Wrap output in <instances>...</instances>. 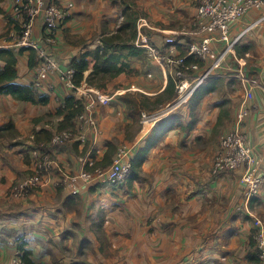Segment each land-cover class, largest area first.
Masks as SVG:
<instances>
[{"label": "crops", "instance_id": "obj_1", "mask_svg": "<svg viewBox=\"0 0 264 264\" xmlns=\"http://www.w3.org/2000/svg\"><path fill=\"white\" fill-rule=\"evenodd\" d=\"M58 1L68 9L69 16L57 32L55 42L43 46L63 66L85 50L95 48L100 43L98 38L102 30L114 32L126 7L146 15L149 24L143 31L150 42L161 45L163 35L171 33L184 42L196 38L192 26L196 12L194 0ZM263 15L264 7L252 9L231 25L232 36L242 33L238 42L241 54L235 53V57L229 54L224 63L212 69L211 78L217 80L218 89L200 101L194 128L188 130L176 126L167 132L149 150L142 164V180L134 181L124 194L118 192L117 187L114 190L102 184L93 188L80 185L77 193H71L54 185L60 174L53 172L47 183L28 197L12 199L7 196L12 183L29 172V152L35 147L41 146L52 153L61 171L66 173L79 171L81 165L77 159L87 152L86 166L95 165L102 159L109 141L115 147L128 143L140 147L151 127H146V120L140 116L144 110L127 105L123 96L153 95L158 89H164L166 78L161 67L142 54L124 59L132 71L120 73L106 84H123L134 90L98 108L101 131L94 143L88 146L78 142L51 145L50 137L58 130L62 119L56 110L73 92L56 76L36 78L33 66L28 63L29 50L16 54V82L33 84L39 93L47 94L49 100L44 105L33 104L0 93V124L11 120L18 133L10 139L0 137V262L8 260L18 250L19 237L24 241V248L32 251L35 263L68 264L79 259L76 252L83 240L96 245L90 226L96 222L99 208L109 210L114 202H118L121 210L112 215L108 213L103 224L110 242L108 253H114V249L122 244L126 252L131 249L130 252L138 253L139 258L154 252L155 257L167 259L160 264H167L169 259L173 264L174 259L185 253L194 262L183 264H256L247 259V254L254 217L264 219V187L251 198L246 210H234V204L242 202L239 171L213 177L210 175L211 162L209 168H204L201 160L211 158L204 149L207 142L218 141L221 133L232 129L238 112L245 105L248 115L243 128L264 162V20H259ZM12 21V0H0V34ZM255 21L258 24L250 27ZM33 32L36 37L41 33L39 20L35 21ZM213 45L216 51L222 48L219 41H214ZM211 60L197 66L198 75L208 68ZM91 68L92 61L86 75ZM177 112L185 125L189 121L188 108ZM216 149L217 145L213 154ZM198 185L200 194H197ZM154 224L170 225L172 231L170 235H154L151 245L147 241L152 237L150 228ZM115 230L123 232L121 244L112 238ZM199 241L204 243L203 252L197 249ZM213 241L218 245L211 249ZM179 242L185 243L186 247L180 248ZM191 250H196L191 253L193 256L189 255ZM202 253L204 256L196 259ZM221 253L225 254L222 262L218 259ZM109 259L98 253L95 257L88 256L86 261L109 264Z\"/></svg>", "mask_w": 264, "mask_h": 264}, {"label": "built area", "instance_id": "obj_2", "mask_svg": "<svg viewBox=\"0 0 264 264\" xmlns=\"http://www.w3.org/2000/svg\"><path fill=\"white\" fill-rule=\"evenodd\" d=\"M194 2L196 12L192 26L196 38L190 42L176 40L175 33L164 34L161 45L149 40L142 41L143 28L149 23L143 13H138L136 19L137 35L134 45L142 48L144 55L161 67L166 79L168 75L172 77L177 91V101L180 103L187 101L212 69L224 63L229 54L235 57L234 45L239 42L242 33L232 36L231 25L249 10H260L264 7V0H194ZM68 16V9L58 0H12L13 21L9 28L0 34V49H9L15 53L22 50L34 52L33 68L36 78L43 75L56 76L72 90L75 99L82 102L83 109L74 119V126L55 131L51 135L50 144L78 142L91 145L101 131L97 119L98 108L113 101L118 95L134 89L124 85L105 88L86 83L74 85V69L68 65L63 66L43 46L44 43L46 45L55 42L56 34L63 28ZM37 20L41 22V33L36 37L33 27ZM259 20H264V15ZM257 24L258 21H255L250 27ZM214 41L221 43L220 51H216ZM177 44L182 45V48L179 49ZM181 50H185V53ZM188 55L203 62L212 59L206 72L191 80L183 72ZM248 91L247 88L246 93ZM140 115L146 120L147 115L144 111ZM247 115L248 108L243 105L238 112L235 126L219 135L217 150L210 166V175L213 177L221 173L239 171L242 202L234 204V210L237 211L246 210L251 198L257 196L264 187V162L256 154L254 143L243 128ZM135 150V144H120L116 146L108 167L99 166L93 169L86 168V157L89 155L87 152L85 156L77 159L81 165L79 171L66 173L61 171L52 153L35 147L29 152L31 158L29 172L10 186L7 196L18 199L31 195L47 183L53 172L60 174L54 185L61 186L71 193H77L80 185L92 187L104 183L121 184L128 175ZM253 229L252 237L257 250L258 264H264V219L254 217ZM20 254V251L16 250L9 260L0 264H24Z\"/></svg>", "mask_w": 264, "mask_h": 264}, {"label": "trees", "instance_id": "obj_3", "mask_svg": "<svg viewBox=\"0 0 264 264\" xmlns=\"http://www.w3.org/2000/svg\"><path fill=\"white\" fill-rule=\"evenodd\" d=\"M136 13L137 12L132 10L130 7L123 9L121 13L122 20L114 32L108 33L105 32V29L102 30L98 38L100 43L95 46V48L91 50H85L78 57H73L71 59L68 66L74 69L73 82L75 86L86 83L87 85L105 88L108 86L106 82L109 79L118 76L120 73H130L132 71L129 64L124 59L130 56H137L140 54L144 55L143 49L134 45V40L137 35ZM123 33H128L130 35V39L125 41V39L122 38ZM177 47L181 49L182 45L177 44ZM234 50L236 54H241L238 43L234 45ZM181 52L185 53V50H181ZM16 54L18 53H15L9 49H0V93L11 95L12 98L19 101H26L41 105L46 104L49 100L47 94L39 93L31 83L22 84L16 82ZM191 59L196 58H194L192 55H188L186 57V63H188V61ZM90 61H92V68L86 75L85 73L89 69ZM28 63L30 66L35 65L34 52L32 51H30ZM203 65L204 62L199 60L198 67ZM216 89H218L217 80L210 78L209 81L200 84L199 87L194 90L188 102L189 121L185 125H182L180 115L176 113H173L169 115V117L163 118L155 123V125L151 128L150 133L144 139L143 144L135 150V154L131 160L130 170L125 179L127 188H130L134 181L142 180V164L146 160L149 150L156 146V144H158V142L165 134H167V132L176 126L180 127L181 129L188 130H192L194 128L197 121L196 110L200 101L206 94L215 91ZM163 93L165 95V101L172 100L175 97V83L172 77L169 75L167 76ZM82 109V102L80 100L75 99L73 95L66 96L62 105L56 110V114L62 116L58 130L72 128L74 126V119L79 115ZM9 132L12 136L18 134L11 120L0 124V137L7 135ZM86 145L88 146L89 144ZM36 148L44 149L41 146ZM85 150L86 148H84L83 151L85 152ZM114 152V144L110 141L107 142L106 151L103 154L102 159L100 161H96L94 166L99 167L100 165L102 168L108 167L111 163ZM86 168L92 169L87 166ZM93 187L95 186L90 188ZM103 220V218H100L97 221L98 227L101 226ZM249 246L250 251L247 254V259L249 261H255L256 264H258V255L257 250L255 249L253 237H250ZM17 248L21 253L20 258L24 264H42L35 263L31 257L32 251L30 249L24 248V241L20 240V237L18 238ZM83 255L84 252L82 251V248L79 247V259L71 261L70 264H92L82 258Z\"/></svg>", "mask_w": 264, "mask_h": 264}, {"label": "rangeland", "instance_id": "obj_4", "mask_svg": "<svg viewBox=\"0 0 264 264\" xmlns=\"http://www.w3.org/2000/svg\"><path fill=\"white\" fill-rule=\"evenodd\" d=\"M138 13H140V12L137 11L136 16H137ZM93 37H95V35ZM147 37H148V35H145L142 38V41H147L148 40ZM175 37H176V40L180 39V37L177 36V35ZM122 38L125 39V41H127V39H130V35L128 33H123L122 34ZM148 60L153 61L152 59H148ZM198 61L199 60H197V59H191V60L188 61V63L185 64L183 72H184L185 76L190 78V80L192 78L200 76L207 69L206 68L205 70L202 71L201 74L198 75L197 73L200 72V70L197 67L198 66ZM153 62H155V61H153ZM196 69H198V70H196ZM211 75L212 74L210 73L209 76L207 78H205L202 83L208 81L211 78ZM164 77H165V75H164ZM231 81H234V80L232 79ZM115 85H123V84H114V85H111V86H115ZM109 91H111V89ZM189 98L187 99V101H184V102H181V103H180V101H177L176 88H175V97L172 100H169V101H165V95L163 93V89L162 90L158 89L157 92L155 94H153V95L135 94V95H124L123 96V100L125 101V103L127 105L135 106L137 109L139 108L141 110H144V112L147 115V117L145 118L146 121H148L150 119H153V117H151L152 115L157 116V114L159 112L165 110L168 107V105H172V107L174 105V107L172 109L170 108L169 111L166 112V114H165L166 116H164L163 118L169 117V115H171L173 113H176V114L181 116V114H179V112H177V111H180V109L185 108V107L188 108V110H189V107H188ZM197 110H196V113H198ZM163 118H161V119H163ZM161 119H159V120H161ZM159 120H157V121H159ZM157 121H155L150 127L152 128ZM11 136L12 135H10V132H9V133H7V135H5L3 137L10 139ZM216 145L218 146V141H208L207 145L204 147V149L206 150L208 155H211V158L206 157V158H204V160H201V162L203 163V167L204 168H209L210 162H212V158L214 156L213 153H214V150L216 148ZM135 148L137 149L136 146H135ZM211 150H212V154H211ZM93 167H95V166L92 165L90 168L93 169ZM125 183H126V181H124L121 184L104 183L102 185L103 186H106V185L111 186L114 190L116 189L115 187H117L118 188L117 189L118 192L124 194V193L127 192V187H126ZM98 186H100V185H98ZM199 187H200V185L197 186V191H198L197 194H200V192H201L199 190ZM114 196H117V194H114ZM201 198H202V196H201ZM220 204L222 205V202H220ZM109 208H110L109 210H105V208H103V207L99 208V210L97 212V215L95 217V219H96L95 221L96 222H94L90 226V229L93 232L95 240H96V241H94L96 245L92 246L91 241L89 242L87 240H83L81 242V244L79 243L80 244L79 247H81L82 251L84 252V255H83L82 258H84L85 260H88V256L95 257V255H97L98 253H101L105 257L106 260L109 259V257L111 256V258L109 259V262H110L109 264H160L162 260L163 261L167 260V259H160L158 257H155L154 252H149L148 255L145 256L144 258H139L138 257V253H136V252H130L131 249L129 250V252H126L125 248H123L124 245L122 246V244H121V238L123 236V232L120 231V230L113 231V234H114L115 237H112V238H115L114 239L115 242H117L116 240H119V242L121 244V247L118 248V249L117 248L114 249L115 250V251H113L114 253H112V252L108 253V250H110V242L105 236V230L103 228V224H104V222H106V217H107L106 215L108 213H110L109 215H112L111 213H113V214L117 213L118 211L121 210V205L118 202H114ZM194 212L197 214V208L194 210ZM229 213H230V211H229ZM100 218H103L104 220H103V223H101V226L98 227L97 226V221ZM110 220H112V218ZM147 222L149 223V222H151V220H148ZM199 228L201 229L202 227H199ZM229 229L230 228H228V230ZM150 230H151L152 237L148 239L147 243H152L151 245H153L154 244V240H155L154 235H157V237H159V234H162V235L163 234H167V235L169 234L170 235V233L172 231V227L170 225L164 226V225L154 224L150 228ZM203 244H204L203 242H200L199 246L197 248L198 250H200L202 252H203ZM74 245H75V243H74ZM217 245H218V243H215V241H213L210 248L214 249V246H217ZM170 246H171V244L168 247H170ZM179 246H180V248H183V247H186V244L182 243V242H179ZM119 250H121V251H119ZM195 251L196 250H191L189 255L193 256ZM119 252L121 254H119ZM132 253H136V254L132 255ZM191 253H193V254L191 255ZM186 254L187 253H185V255L183 257H180V258L176 259L177 262L174 259L175 263L173 262V264H183V263H186L187 261L188 262H190V261L194 262L193 258L192 257H187ZM13 255H14V253H13ZM76 255L78 256V251L76 252ZM202 256H204V253L200 254V256L196 257V259H200ZM223 256H225V254L221 253L220 258L218 257L219 261L222 262ZM164 258H167V257H164ZM218 259H216V261H218ZM5 261H7V260H5ZM5 261H2V262H5ZM199 261L203 262L204 260L203 261L199 260ZM171 262H172L171 259H169L167 264H170ZM70 263H71V261H70ZM70 263H68V264H70ZM196 264H201V263L197 262Z\"/></svg>", "mask_w": 264, "mask_h": 264}, {"label": "water", "instance_id": "obj_5", "mask_svg": "<svg viewBox=\"0 0 264 264\" xmlns=\"http://www.w3.org/2000/svg\"><path fill=\"white\" fill-rule=\"evenodd\" d=\"M207 71H208V70H207ZM205 72H206V71H205ZM173 107H174V105H173ZM173 107H172V105H168V107L166 108V110H163V111L159 112V113L157 114V116L152 115L151 117H153V119H155V121H157V120L163 118L164 116H166V115H165L166 112L169 111L170 108L172 109Z\"/></svg>", "mask_w": 264, "mask_h": 264}, {"label": "bare ground", "instance_id": "obj_6", "mask_svg": "<svg viewBox=\"0 0 264 264\" xmlns=\"http://www.w3.org/2000/svg\"><path fill=\"white\" fill-rule=\"evenodd\" d=\"M179 105V104H178ZM166 110V109H165ZM152 114V113H151ZM155 116V115H154ZM155 122V119H150L148 121H146L145 126L146 127H150L153 123ZM148 125V126H147Z\"/></svg>", "mask_w": 264, "mask_h": 264}]
</instances>
